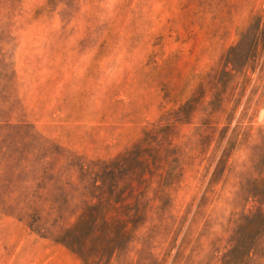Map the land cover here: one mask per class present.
I'll return each instance as SVG.
<instances>
[{
  "label": "rangeland",
  "instance_id": "374dc122",
  "mask_svg": "<svg viewBox=\"0 0 264 264\" xmlns=\"http://www.w3.org/2000/svg\"><path fill=\"white\" fill-rule=\"evenodd\" d=\"M0 264H264V0H0Z\"/></svg>",
  "mask_w": 264,
  "mask_h": 264
}]
</instances>
